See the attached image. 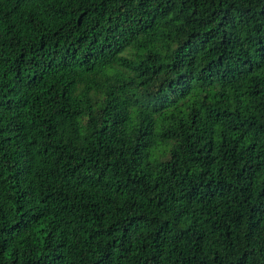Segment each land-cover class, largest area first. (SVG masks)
Wrapping results in <instances>:
<instances>
[{
    "label": "trees",
    "instance_id": "trees-1",
    "mask_svg": "<svg viewBox=\"0 0 264 264\" xmlns=\"http://www.w3.org/2000/svg\"><path fill=\"white\" fill-rule=\"evenodd\" d=\"M0 264H264V0H0Z\"/></svg>",
    "mask_w": 264,
    "mask_h": 264
}]
</instances>
